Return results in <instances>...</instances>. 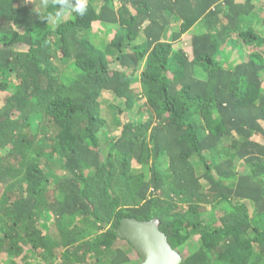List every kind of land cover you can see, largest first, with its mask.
Wrapping results in <instances>:
<instances>
[{
    "label": "trees",
    "instance_id": "1",
    "mask_svg": "<svg viewBox=\"0 0 264 264\" xmlns=\"http://www.w3.org/2000/svg\"><path fill=\"white\" fill-rule=\"evenodd\" d=\"M86 4L0 0V264H264V0Z\"/></svg>",
    "mask_w": 264,
    "mask_h": 264
},
{
    "label": "water",
    "instance_id": "2",
    "mask_svg": "<svg viewBox=\"0 0 264 264\" xmlns=\"http://www.w3.org/2000/svg\"><path fill=\"white\" fill-rule=\"evenodd\" d=\"M160 220H141L123 216L116 235L127 240L139 257L138 264H181L182 255L174 249L160 229Z\"/></svg>",
    "mask_w": 264,
    "mask_h": 264
},
{
    "label": "clouds",
    "instance_id": "3",
    "mask_svg": "<svg viewBox=\"0 0 264 264\" xmlns=\"http://www.w3.org/2000/svg\"><path fill=\"white\" fill-rule=\"evenodd\" d=\"M60 5L59 9L55 11L54 17H49L54 23L59 24L65 15L75 12L78 15H84L87 11L86 0H75V3H71V0H58ZM48 0H41V7H47Z\"/></svg>",
    "mask_w": 264,
    "mask_h": 264
},
{
    "label": "rangeland",
    "instance_id": "4",
    "mask_svg": "<svg viewBox=\"0 0 264 264\" xmlns=\"http://www.w3.org/2000/svg\"><path fill=\"white\" fill-rule=\"evenodd\" d=\"M98 29H100L99 27H96L95 28V33H97V34H100L101 32H100V30H98ZM102 29V28H101ZM191 31H195V29H193V30H191ZM189 34H184L182 37H183V39H182V42L180 43V45H181V47H183V48H185V49H189V36H188ZM180 45H178L177 44V46H180ZM133 108H136V106H134ZM130 115V114H129ZM106 116H107V119H108V123H110L111 124V115L108 113V114H106ZM108 138H110V137H112V135L113 134H115L116 132H117V130L116 131H114L115 130V128L113 127V125H109V127H108ZM133 256H134V258L135 259H137L138 257L135 255V254H133ZM138 260V259H137ZM139 262V261H138Z\"/></svg>",
    "mask_w": 264,
    "mask_h": 264
},
{
    "label": "built area",
    "instance_id": "5",
    "mask_svg": "<svg viewBox=\"0 0 264 264\" xmlns=\"http://www.w3.org/2000/svg\"><path fill=\"white\" fill-rule=\"evenodd\" d=\"M52 264H56V263H52Z\"/></svg>",
    "mask_w": 264,
    "mask_h": 264
}]
</instances>
